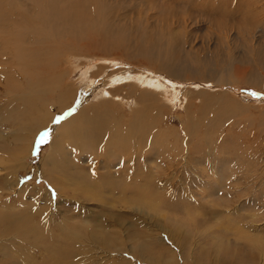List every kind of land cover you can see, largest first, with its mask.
<instances>
[{
	"label": "bare ground",
	"instance_id": "6f19581e",
	"mask_svg": "<svg viewBox=\"0 0 264 264\" xmlns=\"http://www.w3.org/2000/svg\"><path fill=\"white\" fill-rule=\"evenodd\" d=\"M235 1L165 0L161 3L160 0H152L155 6H161L163 12L167 11L163 7L171 10L179 3H186L194 6L193 11L197 14L206 11L209 15L214 14L211 16L213 21L221 24L226 19L230 25L236 21ZM112 7L115 11L117 3L113 1V4L108 5L101 0H0V99H5V104L0 105V111L5 115H0V127L10 124L9 128L0 130V240L9 237L13 240L11 247L7 245L5 248L9 251L14 249L22 263L12 261V264L40 263L34 253L25 252L26 248H37L42 253H49L52 255L51 264H91L89 257L79 263L84 243H99L108 250H114L113 238L106 235L108 229H114L106 209H103L105 212L98 219V222L100 219L104 221L97 224L98 228L94 224L91 228L88 224L70 226V217L64 215L60 222L53 216L54 197L62 198L66 203L86 200L111 206L113 203L119 206L133 205L138 215L141 214L137 211H141V206L149 210L156 209L158 198L154 201L146 193L151 189V184L159 181L155 175L160 167L154 164L150 157L154 153L147 148L157 146L170 153L171 145L160 138L169 128L159 126L169 121V113L180 102L178 96L181 92L187 99L184 101L189 110L192 105L190 92L178 90L180 81L177 80H183L186 73L192 75L195 69L205 70V67L213 74L219 73L218 66L211 68L213 64L207 60L196 63L198 68L195 67L194 57L201 56L199 51L189 56L191 64L168 56L163 61L162 56H158L157 48L160 47L161 52L163 49L168 50V53L178 57L180 51L162 46L168 42L165 34L161 33L157 42L154 41L153 32L142 37L144 43L131 44L130 50L133 56L148 63L157 59L159 69L146 68L145 73L117 66L119 64L111 68L107 61L111 56L117 57V54L107 57L105 53L124 46L114 38L115 29H119L123 36L127 34L120 26L119 16H113ZM259 14L249 10L244 21L254 20ZM250 22L253 21L246 23ZM239 24L243 25V22H238L236 26ZM233 36L230 37L232 40L235 39ZM67 38L72 39L73 43L64 42ZM176 39L175 36L172 41L177 45ZM127 40L130 41L129 38ZM97 55H104V59L97 58ZM249 55L246 54L247 59ZM54 56L56 60L52 59ZM257 57L261 61L258 67H264L262 54ZM238 59L236 55L233 61L238 63ZM164 66L174 75L161 71L165 70ZM79 73L80 77L73 81V77ZM240 73L243 79L255 82L253 72ZM196 86L205 89V86ZM82 89L87 92L85 101L80 99ZM92 94L95 95L94 103L89 102ZM8 101L10 103L6 104ZM86 101L89 102L87 106ZM17 103L23 105L24 111L21 118L24 121L19 128L16 124L23 112H16ZM77 104L78 110L74 109ZM54 107H59L56 113L53 112ZM17 114L18 118L14 120ZM47 128L53 131L51 152L42 159L37 171L28 161L32 153L30 146L36 134ZM186 133L191 135L189 129ZM173 150L176 152L174 155L164 154V157L169 155L176 159L180 153H185L183 162L187 166L189 152L184 144L183 147L175 146ZM181 150L184 152H179ZM146 153H151L149 159L145 158ZM157 155L155 152L153 156ZM118 160L122 161L121 168L116 163ZM145 160L151 164L150 167ZM174 165H168L167 169H172ZM15 176H19L20 180L25 179L22 186ZM144 176L149 177L145 183ZM28 177L47 187L41 202L42 196L39 194L43 188L36 186L31 187L34 200L28 202L27 199L26 202L25 196L29 194H25L30 186ZM167 183L159 182L161 185ZM6 191L16 192L18 196L3 199ZM15 204L20 209L16 210ZM123 217L124 213H120L115 218L118 221V218ZM245 235L248 241L253 242L252 246L264 244L260 235ZM147 236L150 237V234L145 232L140 235L142 238ZM16 246L19 248L16 249ZM10 255H3L7 264L12 257ZM262 255L264 261V253Z\"/></svg>",
	"mask_w": 264,
	"mask_h": 264
},
{
	"label": "rangeland",
	"instance_id": "374dc122",
	"mask_svg": "<svg viewBox=\"0 0 264 264\" xmlns=\"http://www.w3.org/2000/svg\"><path fill=\"white\" fill-rule=\"evenodd\" d=\"M101 1L108 5L113 4V1L117 3L115 11L112 7L113 16H119L120 26L127 33L123 36L119 29H115L114 38L124 46L104 54L107 57L117 54L118 58L111 56L107 61L111 68L114 67L112 65L119 64L117 66L145 73L146 68L159 69L157 59L148 63L138 59L136 55L133 56V51L130 50L131 44L144 43L142 37L153 32L154 41L157 42V37L165 34L168 41L165 43L168 45L162 46L180 51L178 57L168 53V50L163 49L161 52L160 47L157 48L158 56H162L163 61L165 58L174 57L190 62L189 56L192 52L199 51L201 56L194 57L195 67L198 68L196 63L207 60L213 64L211 68L218 66L219 73L213 74L205 67V70L195 69L192 75L186 73L183 80H177L180 81L178 90L188 91L189 97L192 96L190 110L184 101L187 99L181 92L178 96L181 100L169 113V121H164L163 125L159 126L169 128L160 138H164L167 144L171 145L170 153L167 149L149 146L147 149L152 151L153 155L155 152L159 155H145L147 159L152 157L154 164L160 167L155 175L159 181L151 184L148 193L145 192L146 195L150 194L149 198L155 199L154 201L158 198L156 209L149 210L141 206V211L137 210L141 213L138 215L133 205L119 206L113 203L111 206L86 200H80V203H66V200L54 197L56 202L52 206L53 216L60 222L64 215L70 217V226L88 224L90 228L94 225L98 228L97 224L104 222L102 219L98 222L105 212L103 209L107 210L106 214L111 219L110 223L114 229H108L106 235L113 238L114 250H108L99 243H84L81 246L79 263L83 258L89 257L91 264H264V244L257 243L252 246L253 242L248 241L245 235L256 234L264 239V67H258L261 61L257 57L262 54L264 58V0H236L233 3L234 9L237 10L236 21H233L232 25L226 19L222 20L221 24L213 21L211 16L214 14L209 15L206 11L197 14L193 11L195 7L186 3H179L171 10L163 7V10L170 11L163 12L160 10L161 6H155L152 0H110V3L108 0ZM160 1L163 3L165 0ZM186 1L189 0H184ZM249 10L260 14L256 19L249 20L253 22L246 23L249 21H244V18ZM238 22H243V25L236 26ZM175 36L177 45L172 41ZM231 36L235 39L232 40ZM96 38L100 39V36L96 35ZM64 42L73 43L69 38ZM247 53L250 54L248 59ZM104 55L96 57L104 59ZM236 55L239 57L238 63L233 61ZM52 59H55V56ZM113 59L120 62L112 61ZM164 68L165 70H160L167 74L172 73L165 66ZM244 71L253 72L255 82L250 83L247 78L243 79L240 72ZM79 77L80 73L76 74L73 81ZM261 81L262 83H259ZM194 84L205 86V89ZM86 96L87 92L82 89L80 99L85 101ZM94 96L92 94V98ZM92 98L89 102L94 103L95 98ZM4 102L5 99L1 98L0 105L5 104ZM89 102L86 101V106ZM78 104L74 109H79ZM20 105L17 103L16 108L14 106L18 114L23 112L16 124L17 128L24 121L21 119L24 115L23 105ZM52 109L56 113L59 107ZM130 109L131 107L128 112ZM0 113L5 117L2 111ZM18 114L14 120L18 118ZM9 125L1 126L0 130L9 128ZM188 129L191 135L186 133ZM45 132L48 134L45 142L38 144L39 138ZM52 140L51 128L36 134L30 146V166L36 170L40 168L42 159L51 152ZM183 144L189 152L187 166L183 162L185 153H180L176 159L170 157L176 153L173 150L175 146L183 147ZM164 154L170 156L164 157ZM145 162L150 167L148 160ZM116 163L120 166L122 161L118 160ZM171 164H175L174 167L167 169ZM15 177L22 186L25 179ZM147 177L144 176L143 183L147 182ZM27 181L30 186L25 194H29L25 196L26 202L27 199L28 202L34 200L31 187L35 186L43 188L39 194L42 196L41 202L47 187L40 181H31L30 177ZM161 181L170 183L161 185ZM129 193L131 194V191ZM16 196V192L6 191L3 199H14ZM15 209H20V206L15 204ZM120 213H124L125 217L118 218L117 221L115 217ZM260 213L262 215H258ZM52 227L55 228V225ZM100 230L104 232L103 229ZM142 232L149 233L150 237H140ZM12 243L10 237L0 240V264H7L3 255L9 253V257L12 256L9 258V264H12V261L22 263L14 249L9 251L5 248L7 245L11 247ZM18 248L19 246H16V249ZM25 252L34 253L39 264H51L52 255L42 253L41 249L26 248Z\"/></svg>",
	"mask_w": 264,
	"mask_h": 264
},
{
	"label": "snow or ice",
	"instance_id": "6c2138e0",
	"mask_svg": "<svg viewBox=\"0 0 264 264\" xmlns=\"http://www.w3.org/2000/svg\"><path fill=\"white\" fill-rule=\"evenodd\" d=\"M47 132H45V133H43L42 135H41V137L39 138V141L37 142L38 144H42V143H44L45 142V139H46V137H47Z\"/></svg>",
	"mask_w": 264,
	"mask_h": 264
}]
</instances>
